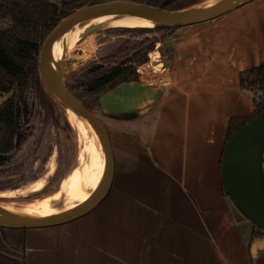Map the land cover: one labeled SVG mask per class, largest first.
<instances>
[{
	"label": "crops",
	"instance_id": "0c3cea01",
	"mask_svg": "<svg viewBox=\"0 0 264 264\" xmlns=\"http://www.w3.org/2000/svg\"><path fill=\"white\" fill-rule=\"evenodd\" d=\"M158 45L152 83L139 74L102 97L111 193L73 222L27 229L25 264H251V229L225 196L221 160L231 118L253 111L240 76L264 63V0Z\"/></svg>",
	"mask_w": 264,
	"mask_h": 264
},
{
	"label": "trees",
	"instance_id": "16d2710c",
	"mask_svg": "<svg viewBox=\"0 0 264 264\" xmlns=\"http://www.w3.org/2000/svg\"><path fill=\"white\" fill-rule=\"evenodd\" d=\"M103 1L113 0H0V169L12 168L18 163V154L39 130L37 119L45 115L49 120L60 106L39 67L45 37L63 16L81 6ZM135 1L182 9L205 0ZM177 29L160 24L107 28L105 32H115L120 38L107 45L106 53L101 54L99 60L71 71L67 82L81 101L98 114L103 95L123 83L137 80L140 66L149 61L157 44ZM240 84L254 92L253 111L231 118L223 154L239 128L264 112V63L242 71ZM38 151L39 147L32 159H37ZM37 177L33 175L31 179ZM3 187L18 188L20 185L10 184L0 189ZM224 192L230 198L225 189ZM248 221L251 225L248 245L251 264H264V248L256 254L252 252L253 244L264 238V230L250 219ZM25 233L26 229L0 227V264H25Z\"/></svg>",
	"mask_w": 264,
	"mask_h": 264
},
{
	"label": "water",
	"instance_id": "95a60500",
	"mask_svg": "<svg viewBox=\"0 0 264 264\" xmlns=\"http://www.w3.org/2000/svg\"><path fill=\"white\" fill-rule=\"evenodd\" d=\"M252 1L254 0H222L218 3L203 1L187 8L168 9L143 1L113 0L87 4L63 16L43 41L39 54L40 71L52 94L67 108V105L72 107L97 131L107 157L105 176L99 189L88 201L63 211L32 214L0 200V227L27 230L73 222L96 210L113 189L117 161L110 128L102 116L90 110L81 101L67 82L69 72L78 69L87 56L82 54V49H77L80 56L74 60L70 68L65 70L59 53V43L69 27L94 15L113 13L143 19L151 22L152 25L181 28L218 19ZM94 28L96 27H91L84 32ZM81 35L82 33L78 35L76 43ZM132 115L134 117L137 114ZM263 154L264 112L239 128L229 141L221 161L226 193L242 214L262 230H264ZM262 248H264V238L253 244L252 252L256 254Z\"/></svg>",
	"mask_w": 264,
	"mask_h": 264
},
{
	"label": "rangeland",
	"instance_id": "374dc122",
	"mask_svg": "<svg viewBox=\"0 0 264 264\" xmlns=\"http://www.w3.org/2000/svg\"><path fill=\"white\" fill-rule=\"evenodd\" d=\"M107 28H94L90 31L82 32L77 43V38L74 41L76 44L69 57L72 59V62H68L66 69L70 68L74 60L80 56L77 51L79 48L83 50L82 54L87 56V59L84 60L79 68L83 64L99 60L101 54L106 53L107 45L120 38L115 32H105ZM170 35H168V37ZM158 44L151 54L157 51L159 48ZM151 54L149 61L141 65L143 67L141 68L142 71H140L141 79L148 83H152L153 80L156 79L151 75L153 69L155 70V62L151 61ZM160 59L161 58L159 57V63L161 62ZM163 69L164 66L160 64V68L158 69L159 76L165 75L162 73ZM146 77L148 79H146ZM59 104L60 106L56 107L54 114L49 120L46 119L45 115H42V117L37 119L39 130H36L35 135L26 143L24 149L18 154V163L12 168L8 167L0 169V187L6 185L9 186L10 184L20 185L18 188L3 187L4 189L1 188L0 193L26 187L30 183L40 178H44L47 175L45 187L42 191L34 193V195L29 194V196L26 197L17 195L15 197H2V199L0 197L1 201H5L8 204L21 205L23 203L41 199L45 196H50V198H52L53 196L51 195L63 190L71 172L82 163L85 161L88 162L92 158L94 152L91 135L89 134L90 136L88 140L90 141L87 143V139L84 137L83 133L77 128L68 112H66V106L61 102H59ZM98 114L102 116L105 121L111 122V116L109 117L108 115H105L102 111ZM38 147L39 151L37 159H32L31 157ZM44 158H46V160L43 164ZM51 165L54 166L52 167ZM49 171H51V173H49ZM33 175H37L38 177L32 180L31 178ZM228 201L231 204L235 218L239 220V223L243 228L250 231L251 225L248 219L244 217L242 212L234 205L230 198H228Z\"/></svg>",
	"mask_w": 264,
	"mask_h": 264
},
{
	"label": "bare ground",
	"instance_id": "6f19581e",
	"mask_svg": "<svg viewBox=\"0 0 264 264\" xmlns=\"http://www.w3.org/2000/svg\"><path fill=\"white\" fill-rule=\"evenodd\" d=\"M220 1L222 0H208L207 3H218ZM150 25H152L151 22L143 19L128 17L126 14L113 13L94 15L81 20L65 31L59 43L58 48L60 56L62 58L64 69L67 70L66 68L68 62H72V59H70L69 57L71 56L75 47V39L80 33L84 32L85 30L91 27L107 28L111 26ZM67 106L69 116L76 124L77 128L83 133L84 137L87 139V143H89L90 140L88 139L91 135V139L93 140L92 146L94 152L92 158L88 162L85 161L76 169H74L68 177L63 190L59 193L51 195L53 196L52 198H50V196H45L41 199L23 203L21 205L9 204L12 207L19 208L22 211L32 214H46L67 210L88 201L102 184L107 166V157L103 150L101 139L93 126H91L85 119H83L72 107H70L69 105ZM49 173H51V171H49ZM46 176L30 183L26 187L1 192L0 197L2 199V197H15L17 195L25 197L29 196V194L34 195V193L42 191L45 187Z\"/></svg>",
	"mask_w": 264,
	"mask_h": 264
}]
</instances>
